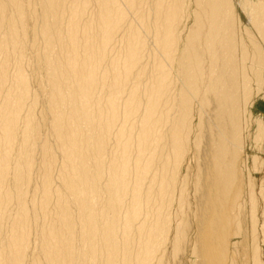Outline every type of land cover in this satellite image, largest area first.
I'll use <instances>...</instances> for the list:
<instances>
[{
	"label": "bare ground",
	"instance_id": "obj_1",
	"mask_svg": "<svg viewBox=\"0 0 264 264\" xmlns=\"http://www.w3.org/2000/svg\"><path fill=\"white\" fill-rule=\"evenodd\" d=\"M192 1L0 0V264H263L264 0Z\"/></svg>",
	"mask_w": 264,
	"mask_h": 264
},
{
	"label": "rangeland",
	"instance_id": "obj_2",
	"mask_svg": "<svg viewBox=\"0 0 264 264\" xmlns=\"http://www.w3.org/2000/svg\"><path fill=\"white\" fill-rule=\"evenodd\" d=\"M192 2H194V0ZM194 8H195V4L193 3V6L191 9L193 10ZM237 10L238 12H240V8H237ZM184 25H185L184 21H182V24L180 26V31L183 30ZM250 112H251V118H250V124H249V132L248 133L246 132L243 135L244 148L242 151V155H243L242 157L246 159L247 166L249 165L248 172L250 171L249 173L252 178V182L255 184L253 185H254L255 194H256V202H257L256 207H258L256 209V218L258 219V228H257L258 247H259V252L261 251L260 256H261V261L263 262L264 261V231H263L264 230V208H263L264 207V127H263L264 126V91L262 92L260 96H258L255 99L254 104L252 105V107H250ZM259 124L263 128V133L260 134V136L256 137L257 135L256 128L258 127L257 125ZM187 208H188V205H187ZM249 220L251 221L250 218ZM251 228H252L251 222L248 221V225L246 227V230L247 229L248 230L246 232L247 234H245V236L247 235L248 239L242 235L238 239H233L234 243H237V242L239 243L246 242V243H244V245L237 244L231 248V251L235 254V256H239V259L241 263L243 264L247 260L248 262L251 263V259L248 257L250 255L251 246L253 244ZM244 238H246L247 240ZM241 245H243V247H241ZM247 245L248 247H246ZM247 250L249 254L247 252L245 253V251ZM176 260H178V258ZM175 262L176 261L173 258H171L170 263L176 264Z\"/></svg>",
	"mask_w": 264,
	"mask_h": 264
}]
</instances>
